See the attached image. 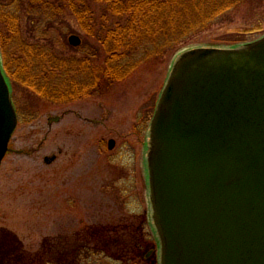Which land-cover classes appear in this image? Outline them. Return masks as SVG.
I'll list each match as a JSON object with an SVG mask.
<instances>
[{
	"label": "rangeland",
	"instance_id": "1",
	"mask_svg": "<svg viewBox=\"0 0 264 264\" xmlns=\"http://www.w3.org/2000/svg\"><path fill=\"white\" fill-rule=\"evenodd\" d=\"M102 8L92 4L99 35L115 23ZM20 17L24 36L33 38L27 30L34 20ZM41 30L48 41L39 42L59 50L65 37L68 56L80 58L97 44L67 12ZM70 36L81 46H70ZM262 36L264 0H241L105 95L57 105L13 87L18 122L0 166V264H157L145 157L171 65L187 50L238 47ZM5 37L2 25L0 42Z\"/></svg>",
	"mask_w": 264,
	"mask_h": 264
},
{
	"label": "water",
	"instance_id": "2",
	"mask_svg": "<svg viewBox=\"0 0 264 264\" xmlns=\"http://www.w3.org/2000/svg\"><path fill=\"white\" fill-rule=\"evenodd\" d=\"M17 122L0 65V166ZM146 171L158 264H264V36L174 59Z\"/></svg>",
	"mask_w": 264,
	"mask_h": 264
},
{
	"label": "trees",
	"instance_id": "3",
	"mask_svg": "<svg viewBox=\"0 0 264 264\" xmlns=\"http://www.w3.org/2000/svg\"><path fill=\"white\" fill-rule=\"evenodd\" d=\"M241 0H13L0 6V26L6 37L0 42L2 68L13 87L31 100L65 105L107 94L115 83L127 79L144 62L159 59L200 30H206L219 16ZM115 23L99 35L92 18V4ZM69 13L86 39L84 56L66 55L43 44L48 41L46 25ZM32 21L26 38L20 14ZM36 22V23H35ZM36 37H39L38 39ZM60 42V41H59ZM59 44V43H57ZM72 50V48H70ZM82 49H73V51ZM142 51V53L140 52ZM29 95V96H28ZM15 103V102H14Z\"/></svg>",
	"mask_w": 264,
	"mask_h": 264
}]
</instances>
